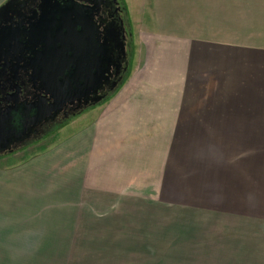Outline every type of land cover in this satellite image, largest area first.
Instances as JSON below:
<instances>
[{"label": "crops", "instance_id": "crops-1", "mask_svg": "<svg viewBox=\"0 0 264 264\" xmlns=\"http://www.w3.org/2000/svg\"><path fill=\"white\" fill-rule=\"evenodd\" d=\"M151 2L110 96L0 158V259L264 264V50L196 21L239 0Z\"/></svg>", "mask_w": 264, "mask_h": 264}, {"label": "flooded vegetation", "instance_id": "flooded-vegetation-1", "mask_svg": "<svg viewBox=\"0 0 264 264\" xmlns=\"http://www.w3.org/2000/svg\"><path fill=\"white\" fill-rule=\"evenodd\" d=\"M126 14L120 0L0 2V158L47 139L120 85Z\"/></svg>", "mask_w": 264, "mask_h": 264}, {"label": "rangeland", "instance_id": "rangeland-1", "mask_svg": "<svg viewBox=\"0 0 264 264\" xmlns=\"http://www.w3.org/2000/svg\"><path fill=\"white\" fill-rule=\"evenodd\" d=\"M122 2V5L126 8L127 14L125 15L127 23H128V33H131L130 39H128L126 48L128 52L127 56V62L131 63V57H132V51L134 47L135 37L137 36L138 30L141 28L140 22L144 20V18L147 17L145 14L146 12H150V8L153 9L154 4L151 2V0H120ZM215 2V0H188L187 6L191 8V4L195 5L196 8H198L199 4H206V7ZM246 0H239V5L242 4V11L237 12L233 15V17H230L229 14L222 13V18H218L214 12H212L211 19H207L209 10L206 9V13L204 14V10L197 9L194 14L196 13V21L199 24L200 19L203 20L204 24L206 26H213L215 27H221V28H229L232 29L234 32V36L232 37V40H237L239 43V46L243 43H247L249 47H252L255 50H264V0H248V3H244ZM214 4V3H213ZM218 5V4H217ZM223 7H227V0H222ZM248 5V11L247 10ZM188 14V12H187ZM219 14V13H218ZM217 14V15H218ZM206 16V21H205ZM230 18H234L233 21H230ZM230 21V22H228ZM230 38V36H228ZM247 45V46H248ZM242 48V47H240ZM226 59H230V53H225ZM234 58V56L232 55ZM259 58H263L260 56ZM263 60V59H260ZM240 105H246V104H240ZM63 128V127H62ZM61 128H59L55 133L50 135L47 139L41 141L38 143V145H32L28 147L24 151L17 152L16 154L10 156L7 161H5L6 167H8L10 164H15L17 162H21L24 160L28 155H31L33 153H36L39 150H42L43 148L52 145L57 140H59V137L62 135L60 134ZM215 135V134H213ZM33 261H38L35 259H0V264H30L33 263ZM53 261V260H52ZM42 262V260H41Z\"/></svg>", "mask_w": 264, "mask_h": 264}, {"label": "water", "instance_id": "water-1", "mask_svg": "<svg viewBox=\"0 0 264 264\" xmlns=\"http://www.w3.org/2000/svg\"><path fill=\"white\" fill-rule=\"evenodd\" d=\"M56 42H53V44H55ZM128 66V62L126 61V69ZM34 121H36L37 119H40L39 116H37V114L34 115V117L32 118Z\"/></svg>", "mask_w": 264, "mask_h": 264}]
</instances>
